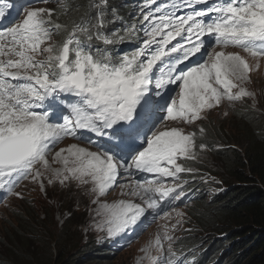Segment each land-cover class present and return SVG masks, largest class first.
Masks as SVG:
<instances>
[{
    "label": "snow or ice",
    "instance_id": "1",
    "mask_svg": "<svg viewBox=\"0 0 264 264\" xmlns=\"http://www.w3.org/2000/svg\"><path fill=\"white\" fill-rule=\"evenodd\" d=\"M52 3L0 0V192L19 197L26 180L43 190L45 178L89 186L91 230L132 237L121 245L130 246L185 195L180 174L197 172L180 162L196 158V133L177 122L191 125L224 100L254 96L242 87L248 60L225 50L240 49L259 67L264 0H142L129 22L110 0H89L71 28L58 22L72 7L66 0H56L59 11L38 6ZM134 38L135 47L117 50ZM69 138L77 143L59 147ZM117 188L128 189L127 199H102ZM162 227L143 259L196 264L195 252L173 250Z\"/></svg>",
    "mask_w": 264,
    "mask_h": 264
},
{
    "label": "rangeland",
    "instance_id": "2",
    "mask_svg": "<svg viewBox=\"0 0 264 264\" xmlns=\"http://www.w3.org/2000/svg\"><path fill=\"white\" fill-rule=\"evenodd\" d=\"M68 3V0H66ZM124 1L121 0V3ZM22 3L18 0V8L22 7ZM27 4V3H26ZM24 4L23 6H25ZM69 4V3H68ZM73 4V3H72ZM70 6L71 3L69 4ZM40 7H49L57 9L59 11L56 0H53L52 4L38 5ZM142 6H136V11L132 13V19L140 15V8ZM79 10V9H77ZM73 7L67 9V13L61 15L59 18L60 23L69 26L67 20L72 17ZM15 15V13H14ZM135 15V16H134ZM57 42V37H54ZM58 43V42H57ZM43 47V45H42ZM219 51V49H217ZM225 51L228 52H239L240 55L244 56L248 60L249 66L252 71L249 72V80L245 82L242 87L247 91L254 94L252 97H244L239 101L229 103L227 100L221 102L218 107L206 111L202 115L203 119L195 121L191 125H186L177 122L179 127H182L185 133H196L195 142L196 144L204 140V137L200 135L199 129L203 127L207 133L206 127L209 130H215L221 141H227L229 139L237 140L241 139V133L239 130H245L248 125L240 118L241 113L257 114L262 122L264 132V59L258 61L259 67L257 68V60L248 56L247 53L240 49L229 48ZM256 73V74H255ZM258 73V74H257ZM260 74V75H259ZM239 89H233V92H238ZM215 125H217L215 129ZM198 142H197V139ZM223 145H226L225 143ZM72 143L77 141L69 138L65 140L59 147H68ZM83 146V145H81ZM194 149L197 153L196 158L193 160L180 161L187 167L197 169V172L192 173H181L180 176L183 179L188 180V184L184 185L187 190L196 191L198 188H204L206 201L212 199L213 195L218 192V189L224 186L223 165L215 158L213 153H210L208 148L200 149L198 145ZM222 146V145H221ZM59 150V148H57ZM59 167V165H53ZM214 177L215 180L211 178ZM168 183H172V178H166ZM207 179V182H205ZM215 181H219L216 183ZM125 182H127L125 180ZM89 186L78 187L74 182L68 187L61 186L58 182L51 185L47 183L45 178V188L41 190L38 183H33L31 180L24 181L16 191L20 193V196L7 195L0 192V256L11 254L12 258L9 262H14L18 258H24L23 255L15 252H22L25 255H29L32 251L35 254H43L49 260L52 259L53 255H57L62 243L65 245V249L68 253H76L77 250L86 252L90 247L95 246L100 242L101 249H105L108 246L111 250L110 260L107 264H149L147 259H143L145 253L141 251L142 248L152 245L158 233L163 232L164 225H167L169 229V235L173 237L172 247L177 252L186 253V249H180L190 239V243L196 242L198 245L205 241V246L214 245L217 239H221L224 232H217V229L223 227H210L208 224L201 221L200 218H204L206 211L197 208L194 204H186L184 202L180 205H174V210L170 211L169 215L164 219H159L151 225L144 232L139 239L131 243L130 246L122 247V244H126L128 239L132 237H126L121 239H101L104 233H98L91 230L90 226L94 223V211L96 207L91 203L92 196L89 195L87 189ZM122 191H128V189L117 188L115 192L110 195L103 197L102 199L107 200L109 203L117 201L119 199H127V197L121 196ZM177 203V202H176ZM177 212L181 215H177ZM31 214V219L35 225V233L37 237L30 244L27 245L26 250H18L15 248L18 244L16 236V229L18 226L19 219H27ZM204 215V216H203ZM95 219H99L96 217ZM179 222V223H178ZM175 226V227H174ZM31 232V230H30ZM246 238H243L244 242ZM63 241V242H62ZM59 242V245L57 243ZM62 242V243H61ZM178 242V243H177ZM169 242L164 241L165 248H167ZM248 243L244 244V248ZM222 250L215 252V257L221 258L220 264H240L241 257H235L233 251L231 254L229 247L232 245L225 242L222 244ZM97 246V247H98ZM185 248V247H184ZM191 248V247H188ZM204 248V246H202ZM228 252L227 254H225ZM156 255L155 252L152 253ZM236 256H239L237 254ZM227 259L231 260L232 263H227ZM233 259V260H232ZM27 260V259H26ZM104 263V264H106ZM209 264H219L217 261L210 262Z\"/></svg>",
    "mask_w": 264,
    "mask_h": 264
},
{
    "label": "trees",
    "instance_id": "3",
    "mask_svg": "<svg viewBox=\"0 0 264 264\" xmlns=\"http://www.w3.org/2000/svg\"><path fill=\"white\" fill-rule=\"evenodd\" d=\"M123 1L121 3V0H110V3L118 10L123 21H133L132 13L136 11V6L143 5L142 0ZM68 3L73 5L72 17L67 20L68 28H71L73 22L83 16L89 0H68ZM119 26V23L109 25L108 30L111 31ZM62 38V36H57V42L59 43ZM124 44L126 49L136 46V38L132 42L118 44L117 50ZM240 115V118L248 125L245 130H239L241 139L221 141V136L214 133L215 130H209L208 127H206L207 133L202 136L204 140L198 142L196 138L198 142L196 145L206 144L210 153H213L223 165V170H226L223 173L224 186L218 189L211 200L204 199L203 187L196 191L191 188L190 190L194 193L190 192L186 196L187 204H194L197 210L201 208L206 211L207 215L200 218L202 222L213 228L222 225L223 227L217 229V232H224L220 234L222 238L217 239L213 247L212 245L205 246L206 243L203 241L201 243L204 244L199 245L195 250L188 251L189 257L195 252L196 264H209L211 261H217L220 264L221 258L215 257V252L223 251L222 244L225 242L232 243L229 249L231 254L236 250L235 257H241L240 254H242L240 264H264V132L260 133L263 127L257 114L241 113ZM214 127L216 129L217 125ZM223 142L226 145H223ZM29 215L27 219L21 218L18 221L15 236L18 244L21 245L15 247L18 250L28 249L27 245L32 244L37 237L33 226L35 224L31 219V214ZM243 238L246 240L241 243ZM245 241L248 244L244 248ZM196 242L190 243L188 239L181 247L194 248L198 245ZM98 245H101L100 242L86 252L77 250L72 254L66 251L62 243L58 254L53 255L50 260L43 254L37 255L30 251L29 255H25L15 250L24 258H18L9 264H104L111 259V249L106 246L105 249L100 250L101 246ZM237 254L239 256H236ZM11 258L12 255L7 253L5 257L0 256V264H7ZM227 263H232V261L227 259Z\"/></svg>",
    "mask_w": 264,
    "mask_h": 264
},
{
    "label": "bare ground",
    "instance_id": "4",
    "mask_svg": "<svg viewBox=\"0 0 264 264\" xmlns=\"http://www.w3.org/2000/svg\"><path fill=\"white\" fill-rule=\"evenodd\" d=\"M157 3H158V2H157ZM152 6H153L154 8L156 7V5H152ZM255 74H256V73H255ZM257 74H258V73H257ZM259 75H260V74H259ZM263 76H264V74H263ZM142 175H143V174H142ZM142 175H141V176H142ZM183 197L185 198V196H183ZM177 243H178V242H177ZM180 249H186L187 251H186L185 254L188 255V254H189L188 251L191 250L192 248H186V247L184 248V247H181V246H180Z\"/></svg>",
    "mask_w": 264,
    "mask_h": 264
}]
</instances>
